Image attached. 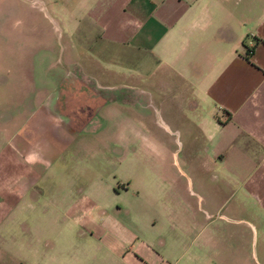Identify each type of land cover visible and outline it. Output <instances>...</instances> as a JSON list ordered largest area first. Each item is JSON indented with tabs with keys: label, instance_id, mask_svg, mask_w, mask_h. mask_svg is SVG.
Listing matches in <instances>:
<instances>
[{
	"label": "crops",
	"instance_id": "0c3cea01",
	"mask_svg": "<svg viewBox=\"0 0 264 264\" xmlns=\"http://www.w3.org/2000/svg\"><path fill=\"white\" fill-rule=\"evenodd\" d=\"M39 3L63 26L64 47L26 50L20 39L34 44L40 34L24 36L23 26L10 34L3 26L10 8L0 6V264H188L200 207L187 222L176 213L166 244L161 232H148L145 207L111 203L97 192L44 193L52 168L69 160L64 153L90 147L83 136L98 134L117 111L112 90L128 78L122 70L148 81L150 124L171 134L159 118L167 109L178 134L202 152L200 164L225 178L229 196L253 199L264 215V0ZM120 190L113 194H126L125 185ZM26 195L36 203L31 228L15 217ZM50 232L60 241L43 239ZM191 234L194 242H185ZM203 242L210 246L211 237Z\"/></svg>",
	"mask_w": 264,
	"mask_h": 264
},
{
	"label": "rangeland",
	"instance_id": "374dc122",
	"mask_svg": "<svg viewBox=\"0 0 264 264\" xmlns=\"http://www.w3.org/2000/svg\"><path fill=\"white\" fill-rule=\"evenodd\" d=\"M1 5L10 8L8 23L3 24L10 34H16V29L22 26L24 36L34 37L29 34L32 30L36 32L35 38L40 34V40L34 44L21 34L23 39L20 40L26 50L35 44L64 47L63 26L51 22L52 12L39 0H0ZM23 17H29L30 24H23ZM10 40L17 39L10 36ZM57 53L59 55V49ZM130 71L122 70L128 78L116 80L112 90L117 97L114 103L117 111L106 117L98 134L83 136L90 147L66 151L64 160L69 159L66 165L54 166L47 175L42 184L46 197L64 190L75 196L97 192L104 194L103 199L111 203L145 207L148 232H161L166 244L178 227L176 213L183 215L182 220L187 222L191 209L200 207L201 213L195 215L201 224L195 229L197 246L192 244L185 248L188 264H264V215L257 212L256 202L238 193L229 196L225 178H218L217 169L211 170L200 164L197 156L202 152L193 150L185 136L178 134L174 118L172 120L167 109L159 118L168 125L171 134L160 125L150 124L148 81L137 79L135 82L129 76ZM150 118L155 116L151 114ZM120 184L125 185L126 194L115 196L114 191L121 193ZM131 195H137L138 200L131 199ZM21 204L25 211L15 217L31 228L37 216L29 210L36 203L26 195ZM123 219L129 220V216ZM41 222L49 223L48 219ZM11 233L15 234V230L9 231ZM46 235L51 237L43 239L60 241L56 232ZM205 236L211 237L210 246L203 245ZM193 237L194 234L185 236L184 241L191 239L194 242ZM71 238L77 241L74 235ZM40 249L47 253L42 245ZM175 258L168 261L172 263Z\"/></svg>",
	"mask_w": 264,
	"mask_h": 264
},
{
	"label": "trees",
	"instance_id": "16d2710c",
	"mask_svg": "<svg viewBox=\"0 0 264 264\" xmlns=\"http://www.w3.org/2000/svg\"><path fill=\"white\" fill-rule=\"evenodd\" d=\"M247 58V57H246Z\"/></svg>",
	"mask_w": 264,
	"mask_h": 264
}]
</instances>
